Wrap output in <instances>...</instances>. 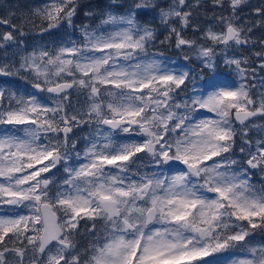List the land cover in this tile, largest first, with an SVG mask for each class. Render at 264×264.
<instances>
[{"label": "snow or ice", "instance_id": "1", "mask_svg": "<svg viewBox=\"0 0 264 264\" xmlns=\"http://www.w3.org/2000/svg\"><path fill=\"white\" fill-rule=\"evenodd\" d=\"M0 50V264H264V0L0 5Z\"/></svg>", "mask_w": 264, "mask_h": 264}, {"label": "rangeland", "instance_id": "2", "mask_svg": "<svg viewBox=\"0 0 264 264\" xmlns=\"http://www.w3.org/2000/svg\"><path fill=\"white\" fill-rule=\"evenodd\" d=\"M82 2H89V0H82ZM94 2V0H93ZM106 2V0H105ZM45 3V0H0V5L7 7L8 5H18L20 7L23 8H32L35 9L37 7H42L43 4ZM261 3V0H250V5L252 7H258ZM250 11V9H245V12ZM150 19V17H148ZM80 21H77V23H79ZM30 27V26H29ZM58 35H61L62 33H57ZM257 36L260 35V32L256 33ZM65 39H67V37H64ZM31 39L29 40V43H31ZM160 51H164V49L157 47ZM14 49H9L7 51V56L9 58V61L12 59L13 57V53H14ZM167 52H170L172 54H176L174 53L172 50H168ZM4 56H5V52L0 50V63L4 62ZM176 58V57H175ZM173 58V59H175ZM220 71L223 72L225 75H227L226 70L223 68V65L220 66ZM232 78V77H230ZM17 77H2L0 76V87L5 86V84L7 83V86L9 88L12 89H20L23 90L21 88V86H17L16 85V81H17ZM234 79V78H232ZM22 82L23 80L20 79ZM260 121H257V123H259ZM85 132H87V129L85 130ZM254 135V134H253ZM83 149V144H81V150ZM253 183L256 184L257 188L260 187V184L262 183V181L260 180L259 175H257L256 177L253 178ZM261 240H264V235H261L259 232H257L256 236L253 238L252 243H259ZM87 246V245H85ZM246 252V249H236L235 250V256L236 257H240L243 253ZM227 255V254H226ZM229 259H231V257H229Z\"/></svg>", "mask_w": 264, "mask_h": 264}, {"label": "trees", "instance_id": "3", "mask_svg": "<svg viewBox=\"0 0 264 264\" xmlns=\"http://www.w3.org/2000/svg\"><path fill=\"white\" fill-rule=\"evenodd\" d=\"M161 38H162V37H161ZM157 47H159V42H157ZM168 54H169V53H168ZM19 85L21 86L22 89H24V88L26 87L25 82L22 83V84H19ZM19 85H17V86H19Z\"/></svg>", "mask_w": 264, "mask_h": 264}, {"label": "flooded vegetation", "instance_id": "4", "mask_svg": "<svg viewBox=\"0 0 264 264\" xmlns=\"http://www.w3.org/2000/svg\"><path fill=\"white\" fill-rule=\"evenodd\" d=\"M83 241L86 242V243H88V239L86 237L83 238Z\"/></svg>", "mask_w": 264, "mask_h": 264}]
</instances>
